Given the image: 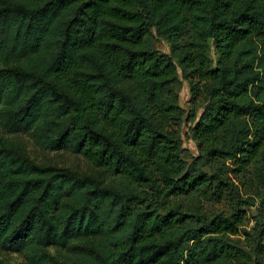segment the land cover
Listing matches in <instances>:
<instances>
[{
  "label": "trees",
  "instance_id": "obj_1",
  "mask_svg": "<svg viewBox=\"0 0 264 264\" xmlns=\"http://www.w3.org/2000/svg\"><path fill=\"white\" fill-rule=\"evenodd\" d=\"M178 72L202 108L189 164ZM0 134V255L264 264V6L255 0H0ZM21 136L41 152L73 153L98 177L36 162ZM231 178L259 199L251 229ZM225 201L228 214L203 208Z\"/></svg>",
  "mask_w": 264,
  "mask_h": 264
},
{
  "label": "rangeland",
  "instance_id": "obj_2",
  "mask_svg": "<svg viewBox=\"0 0 264 264\" xmlns=\"http://www.w3.org/2000/svg\"><path fill=\"white\" fill-rule=\"evenodd\" d=\"M258 5L264 6V0H255ZM154 47L155 49L164 54H170L169 45L157 36H154ZM211 57L215 61L213 51H211ZM179 84L177 85L178 90V101L179 105L183 110V124L181 128V139L184 149V159L189 164L192 160L199 155L197 150L196 142L192 138V129L197 122L202 108H198L191 99L190 88L187 81L183 79L180 72H178ZM1 135V134H0ZM15 139V138H12ZM20 144L24 146L29 158L34 159L38 163H50L51 165L61 168L68 169L79 175H87L98 177V172L94 171L86 165V163L80 158L69 152H41L26 136L18 137L17 139ZM228 164V163H227ZM232 179V178H231ZM235 185L238 187V197L241 200L248 199L246 203H240L239 207L245 214V227L251 229L254 226L253 217L257 215L259 199L251 194H245L244 188L240 186L236 180L232 179ZM105 184H108L106 182ZM245 191H247L245 189ZM253 197V199L251 198ZM253 200V201H252ZM203 208L209 213H230L233 211V207L228 201L219 204H209L203 206ZM52 256L50 264H64L63 261L57 256L54 250L48 251ZM53 257L55 259H53ZM0 259L4 264H29L28 258L22 254H1ZM57 262H56V261Z\"/></svg>",
  "mask_w": 264,
  "mask_h": 264
}]
</instances>
